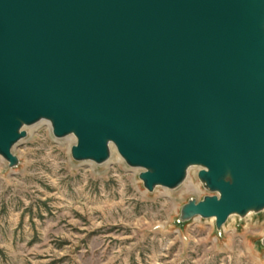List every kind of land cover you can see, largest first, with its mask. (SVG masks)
Instances as JSON below:
<instances>
[{
  "label": "water",
  "instance_id": "obj_1",
  "mask_svg": "<svg viewBox=\"0 0 264 264\" xmlns=\"http://www.w3.org/2000/svg\"><path fill=\"white\" fill-rule=\"evenodd\" d=\"M112 147L150 192L191 167L210 194L179 223L264 210V0H0V156L25 127ZM264 244V237L262 239Z\"/></svg>",
  "mask_w": 264,
  "mask_h": 264
},
{
  "label": "rangeland",
  "instance_id": "obj_2",
  "mask_svg": "<svg viewBox=\"0 0 264 264\" xmlns=\"http://www.w3.org/2000/svg\"><path fill=\"white\" fill-rule=\"evenodd\" d=\"M25 129L18 166L0 156V264H264V210L221 230L214 218L178 222L211 193L199 167L150 192L114 148L104 163L76 161L73 135L55 137L47 120Z\"/></svg>",
  "mask_w": 264,
  "mask_h": 264
},
{
  "label": "bare ground",
  "instance_id": "obj_3",
  "mask_svg": "<svg viewBox=\"0 0 264 264\" xmlns=\"http://www.w3.org/2000/svg\"><path fill=\"white\" fill-rule=\"evenodd\" d=\"M72 139H73V137H71ZM112 149H113V147H112ZM190 190V189H189ZM191 192V191H190Z\"/></svg>",
  "mask_w": 264,
  "mask_h": 264
}]
</instances>
